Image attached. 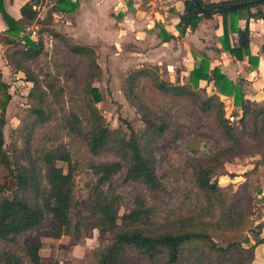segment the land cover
Returning <instances> with one entry per match:
<instances>
[{"label": "trees", "instance_id": "trees-1", "mask_svg": "<svg viewBox=\"0 0 264 264\" xmlns=\"http://www.w3.org/2000/svg\"><path fill=\"white\" fill-rule=\"evenodd\" d=\"M205 9H200L194 0H183V12L179 15L176 28L183 34L187 28L193 30L203 18L220 16L222 33L219 42L223 51L235 60H245L258 64V57L250 52L249 19H261L264 26V11L257 9L264 0H221L205 2L197 0ZM234 6L232 4L243 3ZM33 1H27L20 8L21 17L13 19L3 8L0 0V14L5 24V33L22 43L24 48L17 50L25 57H36L42 51L41 41H34L24 34V28L36 17L32 10ZM77 1L58 0L57 10L73 11ZM209 9L211 11H209ZM244 19L241 27L239 21ZM166 35L165 39H170ZM9 38L8 43H13ZM264 47V43H263ZM76 55L89 58L92 70L85 90L86 104L91 128L84 132L79 116L71 112L66 117V128L74 134L83 135L88 151L99 155L113 151L116 159L90 165L94 180L86 185L87 192L81 199L75 198V165L68 150L40 148L33 157L30 147L34 127L44 122L46 116L43 105L44 91L38 80L26 76L32 83L28 92L30 108L28 120H23L12 130L11 142L4 148L3 126L5 112L10 99L8 85L1 81L3 98L0 101V239L15 242L18 236L44 224L46 215L50 216L47 234L54 238L71 235L77 239L91 237L96 230L100 235H108L109 241L92 251L91 264H131L132 251H136L151 264H251L254 248L264 243L260 235L263 222L256 225L253 243L248 235L240 238L233 233L242 223V207L237 198L228 197L212 176L223 163L230 159L224 153L211 161L199 162L195 167V182L208 204L220 205L219 219L216 223L199 219L175 228H157L158 208L151 204L140 192L126 195L115 188V176L125 169V180L139 181L149 189L160 188V179L156 173L153 147L168 129L167 121L150 111L135 94V82L142 76L151 75L153 85L164 93L188 96L202 110L216 108V119L225 135L234 144H239L244 135L264 132V100L246 97L242 85L230 79L219 66H210L209 58L204 55L189 71L185 82H166L161 80L152 67H141L131 71L124 80L126 99L136 107L143 122V128L136 131L125 119L122 126L111 127L99 112L96 102L100 100L99 91L92 81L100 74L95 49L90 45H70ZM22 73L27 69L17 65ZM212 82L216 92L209 96L200 94L199 81ZM233 97L234 104L241 110L237 122L229 123L224 117L223 103L219 95ZM261 124L258 127V124ZM22 141V148L16 145ZM36 161L40 164L38 169ZM66 163V170L57 162ZM42 177L48 186V192L41 188ZM10 182L13 186L10 187ZM9 193V194H8ZM122 209V212H121ZM223 244L219 245L215 239ZM248 243V246H243ZM41 242L28 241L22 247V255L0 250V264H59L50 258L44 261L39 253Z\"/></svg>", "mask_w": 264, "mask_h": 264}, {"label": "rangeland", "instance_id": "rangeland-1", "mask_svg": "<svg viewBox=\"0 0 264 264\" xmlns=\"http://www.w3.org/2000/svg\"><path fill=\"white\" fill-rule=\"evenodd\" d=\"M146 3L143 0L141 7ZM56 7L47 6L45 15L40 16L39 11V16L30 23L37 25L38 40L42 43V51L36 57H25L21 52H16L24 48L23 44L8 36L5 31L0 32L1 81L8 85L10 94L2 129L4 148L11 142L12 130L23 120H28V92L32 83L26 80V76L34 77L45 90L43 105L48 117L44 122H37L34 127L30 143L33 157L44 147L68 150L76 168L75 198L79 200L87 192L86 185L94 180L90 165L111 161L116 159V155L113 151L91 154L83 135L71 133L66 128L65 120L71 112L79 116L84 132L91 128L85 97L88 79L92 73L89 58L72 53L70 45H90L95 49L101 72L92 81V86L99 91L100 100L96 102V106L106 122L111 127L125 128L121 120L125 119L136 131L143 128V122L136 107L124 94V80L136 69L131 55H127L125 51L117 54L111 48L113 43L106 28L102 30V24L91 23V27L85 24L84 18L89 16L86 7L80 15L70 18L68 23V18L53 16V12H57ZM259 8L260 6L257 9ZM76 9L69 12L74 13ZM9 38L14 40L13 43H8ZM200 52L203 53L204 50ZM214 55L218 57L220 54L214 52ZM17 65L27 69V72L24 74L18 71ZM227 66L230 67L229 64ZM149 67L166 82H185L188 78L187 72L179 67L173 71L168 70L165 65ZM244 70L240 68L242 75L232 80L239 81L244 94L250 93L253 100H264V86L255 85L257 73L250 74L248 69ZM213 86L199 84L200 94H214L216 88ZM134 91L150 111L163 117L168 123V129L153 147L156 173L161 186L151 190L139 181L125 180L123 169L114 178L116 190L123 195L129 192L145 195L158 208L155 223L157 228H175L197 222L201 218L210 220L212 224L216 223L220 216V205L208 204L196 185L195 167L199 162L211 161L216 155L224 153L230 159L223 163L222 168L217 169L212 180L223 188L228 197L237 198L243 209L241 226L234 229L233 233L239 234L240 238L248 235L250 243H253L255 233L259 230L256 225L264 221V132L258 129L257 133L244 135L239 144H234L219 126L215 106L202 110L188 96L164 93L153 85L151 75L138 78ZM2 98L3 90L0 88V101ZM234 125L241 128L240 121ZM260 126L259 123L258 127ZM16 145L22 148V141L17 140ZM36 164L43 175L40 164L37 161ZM57 165L66 170V163L58 161ZM12 186L13 183L10 182V187ZM41 188L44 193L48 192L43 177ZM49 223L50 216L46 215L42 226L18 236L15 242L0 239V250L22 255L21 249L25 243L39 240V253L44 261L54 258L59 264H91L92 251L109 241L108 235H100L96 230L91 237L84 239L71 235L54 238L47 234ZM262 226L260 235L264 236V224ZM215 241L219 245L223 244L217 238ZM243 246L247 247L248 243ZM131 257V264H151L134 250Z\"/></svg>", "mask_w": 264, "mask_h": 264}, {"label": "crops", "instance_id": "crops-1", "mask_svg": "<svg viewBox=\"0 0 264 264\" xmlns=\"http://www.w3.org/2000/svg\"><path fill=\"white\" fill-rule=\"evenodd\" d=\"M27 1L30 0H1L4 10L15 20L21 17L20 8ZM31 1L40 2L42 7L40 16L45 15L47 6H57L58 2V0ZM72 1L79 3L74 13L57 10L53 12V16L68 18L66 20L68 23L70 18L80 15L86 7L89 16L84 18L85 24L88 27H91V23L102 24V30L106 28L108 37L113 43L111 48L117 54L125 51L124 53L131 55L136 68L165 65L168 70L173 71L179 67L187 72L188 77L189 71L205 54L209 57L210 66H219L230 79L241 76L240 68L241 70L246 68L250 74L257 73L255 85L264 86V26L261 19L251 18L247 22L250 30V52L259 58L258 64L252 65L247 59L235 60L228 52L223 51L219 42V36L222 33L220 16L203 18L195 29L187 28L183 34H180L176 24L179 21V15L183 12V0H144L147 3L143 7H141L143 0ZM151 4L153 6H149ZM259 9L264 11V3ZM245 23L244 19L239 21L241 27ZM4 30L5 24L0 14V32ZM167 34L172 37L165 39ZM203 50L204 52L201 53L200 51ZM214 52H219L220 55L217 57ZM238 66L240 68L236 69ZM201 83L213 86L212 82L205 80H200L199 84ZM245 95L253 98L248 92H245ZM251 264H264V243L254 248Z\"/></svg>", "mask_w": 264, "mask_h": 264}, {"label": "built area", "instance_id": "built-area-1", "mask_svg": "<svg viewBox=\"0 0 264 264\" xmlns=\"http://www.w3.org/2000/svg\"><path fill=\"white\" fill-rule=\"evenodd\" d=\"M32 10L36 12V17L39 16V11L42 10L40 2H33ZM24 34L34 41H39L38 37V27L34 23L28 24L24 28ZM221 102L223 103V110L225 112V117L228 119L229 123L237 122L241 116V110L234 104L233 97L224 96L218 94Z\"/></svg>", "mask_w": 264, "mask_h": 264}, {"label": "water", "instance_id": "water-1", "mask_svg": "<svg viewBox=\"0 0 264 264\" xmlns=\"http://www.w3.org/2000/svg\"><path fill=\"white\" fill-rule=\"evenodd\" d=\"M194 2H195V4L197 5L198 8H200L202 10L205 9V8H203V6L197 0H194ZM243 4H244V2L243 3H236V4H232V5L239 6V5H243ZM209 11H211V10L209 9Z\"/></svg>", "mask_w": 264, "mask_h": 264}]
</instances>
